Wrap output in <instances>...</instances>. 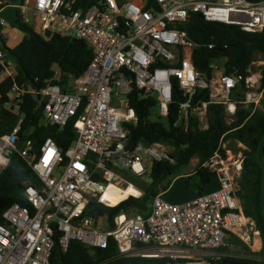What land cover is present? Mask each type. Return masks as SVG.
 I'll return each mask as SVG.
<instances>
[{
  "label": "built area",
  "instance_id": "obj_1",
  "mask_svg": "<svg viewBox=\"0 0 264 264\" xmlns=\"http://www.w3.org/2000/svg\"><path fill=\"white\" fill-rule=\"evenodd\" d=\"M17 7L21 13L34 12L44 36L82 39L93 57L81 75L37 86L18 83L16 64L0 49V82L12 78L4 106L18 115L12 130L0 133V174L17 154L35 176V181L21 184L26 204L14 201L0 214V264H54V245L66 250L72 240L98 248L113 240L123 256L164 258V264H216L230 236L250 242L260 236L239 200L236 172L243 156L229 158L221 143L204 163L215 173L214 190L180 203L157 193L145 213L120 211L112 219L92 211L91 203L113 207L141 196L139 190L113 202L110 192L136 187L134 180L153 161L169 158L160 143L129 145L124 123L138 120L128 105L133 86L154 97L156 119L168 115L174 81L186 97L179 103L181 119L206 106H191L198 88H208L211 100L223 103L232 117L237 103L259 105L262 92L251 88V75L221 72L205 80L192 62L194 44L178 25L201 13L209 21L261 32L264 0H154L152 5L148 0H100L86 9L73 8L72 0H23ZM211 67L216 69L213 63ZM242 81L244 96L236 100L234 92ZM34 93L35 109L46 125H71L74 137L67 147L52 137L37 146L29 137L33 125L20 134L22 105ZM156 119L149 115L150 121Z\"/></svg>",
  "mask_w": 264,
  "mask_h": 264
},
{
  "label": "trees",
  "instance_id": "obj_2",
  "mask_svg": "<svg viewBox=\"0 0 264 264\" xmlns=\"http://www.w3.org/2000/svg\"><path fill=\"white\" fill-rule=\"evenodd\" d=\"M99 1L72 0V5L76 9H86ZM153 1L148 0V5H152ZM22 2L23 0H6L0 3V7L5 3L17 5ZM15 24L24 32V37L17 45L10 48L0 32V49L7 59L16 64L15 80L18 83L30 81L37 86L48 82L60 83L68 76L81 75L93 57L92 49L82 39L59 34L45 38L26 22L16 6ZM178 27L193 42L192 62L207 81L213 77L211 64L220 58L225 59L222 65L224 73L239 72L245 77L250 75L255 53L260 52L264 58V29L261 32L251 33L241 30L235 24L200 18L198 13H192ZM210 45L212 47H209ZM55 66L58 69V77L54 70ZM34 78L37 79L36 82ZM11 83L10 77L0 82V106L7 100L6 91ZM260 86L262 87L260 103L264 106V67L261 70ZM245 89L242 81L234 92L236 100L243 98L242 90ZM128 97V105L135 110L138 118L136 123H124L129 145L137 142L160 143L169 146V158L153 161L149 165L148 175L151 177V184L141 196L129 197L113 207L92 202V211L108 213L110 219L120 211L129 213L130 210L136 209L135 213H145L153 196L165 191L172 179L181 174L180 170L188 165L194 156L198 158L195 176L187 181L193 182L198 194H201L205 186L215 179V173L204 166L205 161L219 148L222 140L228 138L239 140L244 146L242 153L244 176L240 185L245 191L244 195H240V202L243 213L255 221L263 250L259 260L226 256L216 261V264H264L262 205L264 140L258 155L259 144L264 137V108L261 110L253 108L252 104L237 103L233 121L227 123L224 104L212 101L208 88H198L192 96L191 106L206 104L207 127L200 128L198 116L194 112H189L186 119H181L179 103L186 97L178 88L176 81L173 82L172 102L165 121L149 120L151 108L155 105L154 97L144 96L142 91L134 86ZM35 107V101L28 94L21 108L24 119L20 134L33 125L34 130L29 137L37 146L44 138L52 137L59 146L67 147L74 137L71 125L68 124L62 129L46 125L40 109ZM17 119L18 115L9 109L0 110V133L11 131ZM24 181H35V176L29 165L20 156L13 154L9 164L0 174V214L14 201L26 204L20 190ZM112 224L113 222H109V225ZM50 260L54 264H164L167 261L164 258L123 256L113 240L109 241L106 248L89 247L72 240L68 248L63 250L56 243Z\"/></svg>",
  "mask_w": 264,
  "mask_h": 264
},
{
  "label": "rangeland",
  "instance_id": "obj_3",
  "mask_svg": "<svg viewBox=\"0 0 264 264\" xmlns=\"http://www.w3.org/2000/svg\"><path fill=\"white\" fill-rule=\"evenodd\" d=\"M5 1L6 0H3V2H5ZM8 10H10L13 13V9H9L7 7L6 11H8ZM26 15H27V21L29 22V24L36 29L37 20L34 18V16H32V12L30 10H27ZM3 16L6 17V19H7L6 14H3ZM9 19L12 20V18H9ZM6 21L9 22L8 19ZM215 63L218 66L217 71L223 72V68H222L223 64L220 65V63L218 61H216ZM263 67H264V58H263L262 54L257 51L254 55V60L251 63V67H250V75H251V77H253L255 79V82L251 88L254 90H259V91L261 90V92H262V87L260 86V79H261V70ZM54 70L56 71V76L58 77L59 73H58V69L56 68V66L54 67ZM221 72H219V73H221ZM215 75H216V73H215ZM232 97L234 99V93L232 94ZM255 108L263 110L264 106H263V104L259 103V105L256 106ZM157 113H158L157 107L153 106L151 108V111H150L151 117L153 119H156ZM161 120L165 121L164 118H161ZM225 120L227 123H231L233 121V117H230L229 115L226 114ZM203 121H204V117L200 116V123L203 124ZM225 141H227L224 145L225 148H229L231 150V152H233V155L238 154V156H239V154L241 152L243 153V150L242 151L239 150V148L241 149L242 146L239 147L238 144H235L234 142H232L233 140H231V138L230 139H224V142ZM164 147L168 152L170 151L169 146L164 145ZM237 151H238V153H237ZM196 162H197V156H194L190 160L189 164L180 170L181 174L186 175L188 172L194 173L195 169H196V166H194V165ZM193 176H194L193 174H191V175L187 174V176H185V178L190 179ZM181 182H182V179L176 178V180L174 181V188L169 193H175L174 191L177 192V190H180L181 189ZM134 184L138 189L145 191L149 187V185L151 184V177L148 175V172L145 175H143L142 177L136 178L134 180ZM237 184H238L239 196L244 195L245 191L242 190L241 185L238 183V181H237ZM134 194L137 195L138 193H134ZM164 198L167 199L168 195L167 194L164 195ZM135 212H136V209H133V210L129 211V214H134ZM259 237L255 238L256 240H258L257 242L255 240H253V238H251V242H250L249 240L244 241V240L239 239V238L233 239V237L231 236L230 237V244H228L227 247L222 251L224 254V257H226V256H228V257H241V258H251V259H258L259 260L261 252L263 250L262 243H261V237L260 238Z\"/></svg>",
  "mask_w": 264,
  "mask_h": 264
},
{
  "label": "crops",
  "instance_id": "obj_4",
  "mask_svg": "<svg viewBox=\"0 0 264 264\" xmlns=\"http://www.w3.org/2000/svg\"><path fill=\"white\" fill-rule=\"evenodd\" d=\"M15 6L17 7V5H12V4H9V3H7V4L5 3V5H3L2 7H0V19H3L6 22V24L4 26L0 25V32H1L2 36H3V38L5 39L6 45L8 47H10V48H12L15 45H17L22 40V38L25 35L24 32H22L18 28V26L15 24ZM7 7L9 9H13V13L10 10L6 11L7 10ZM28 10H30L32 12V16H34V18L37 20V27H36V29L34 27H32L29 24V22L27 21L26 12L22 13L24 19L26 20V22L35 31H37L39 34L43 35V32L40 29V22H39L37 16L34 14V12L31 9H28ZM3 14H6L7 19L9 20V22L6 21L7 19H6V17L3 16ZM9 18H12V20L9 19ZM44 37L45 38H49L50 36L49 37L44 36ZM224 60H225L224 58H220L217 61L220 63V65H222L224 63ZM215 62L216 61H214L213 65L216 66V69L213 71V77H216L219 74V72H221V71H217L218 70V66L216 65ZM215 73H216V75H215ZM69 77L70 76H68V78ZM74 77H76V76H74ZM66 80H64V81H66ZM64 81H62V82H64ZM48 83H56V82H48ZM31 97L33 98L32 94H31ZM214 99H216V97ZM33 100L35 101L34 98H33ZM37 100H38V98H37ZM35 103H37V101H35ZM3 108H5L4 104H2L0 106V110H3ZM196 114L198 116L199 127L200 128H206L207 127L206 106L201 107ZM226 114L227 113L225 112V117H226ZM200 116L201 117H204L203 124L200 123ZM230 117H232V116H230ZM43 122H44V120H43ZM228 139H230V138H228ZM231 140H233L232 142H234L235 144H238L239 147L242 146V148L241 149L239 148V150H241V151L243 150L244 146H243V144L239 140H235V139H232V138H231ZM223 142H224V140H222L220 143L222 145L223 150L227 153V155L229 156V158L237 157L238 154L237 155H233V152H231V150L229 148H225L224 145H225V143L227 141H225L224 143ZM237 153H238V151H237ZM241 153L239 154V156L242 158L243 154H241ZM197 162H198V158H197ZM197 162L195 163L194 166H196ZM187 174L188 175L193 174L195 176V172L194 173L188 172ZM187 174L186 175H183V174L177 175L175 178L172 179L171 184L169 185V187L165 191L159 192V193H163V197L166 194L168 195V198L167 199L164 198V199H166L167 201L172 202V203H180V202H184V201L190 200V199H192V198H194L195 196L198 195L197 188L194 185V183L193 182H190V181H187V179H189V178H185V176H187ZM236 175H237V181H238V183L241 184V182L243 180V176H244V169H243L242 165H241V167L239 169H237ZM176 178L182 179L181 189L180 190H177V192L174 191L175 193H169L174 188V181L176 180ZM216 188H217V182L214 179L209 184H207L205 186V188H204V190H203L202 193L209 192V191L214 190ZM138 190H140V189H138ZM239 200H240V196H239ZM230 237L227 240L228 241V244H230ZM232 237H233V239H238L235 236H232Z\"/></svg>",
  "mask_w": 264,
  "mask_h": 264
},
{
  "label": "bare ground",
  "instance_id": "obj_5",
  "mask_svg": "<svg viewBox=\"0 0 264 264\" xmlns=\"http://www.w3.org/2000/svg\"><path fill=\"white\" fill-rule=\"evenodd\" d=\"M112 195H114L115 200L113 202H116L117 200L126 197L127 194L129 193H138L139 194V190L134 187V186H129L127 189H112L110 192ZM255 241L257 242L258 240L255 239Z\"/></svg>",
  "mask_w": 264,
  "mask_h": 264
},
{
  "label": "water",
  "instance_id": "obj_6",
  "mask_svg": "<svg viewBox=\"0 0 264 264\" xmlns=\"http://www.w3.org/2000/svg\"><path fill=\"white\" fill-rule=\"evenodd\" d=\"M3 0H0V3L2 2ZM198 16L200 18H203V14L199 13ZM33 98L35 99V101H37V95L34 93L32 94ZM264 140V137L262 138L260 144H259V148H258V155L260 154L259 151H260V145L262 143V141ZM262 205H263V208H264V168H263V179H262Z\"/></svg>",
  "mask_w": 264,
  "mask_h": 264
}]
</instances>
